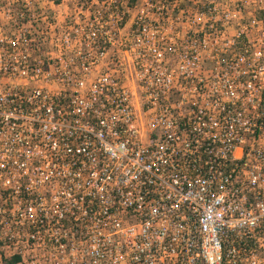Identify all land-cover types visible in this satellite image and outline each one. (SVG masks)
<instances>
[{
	"label": "built area",
	"instance_id": "obj_1",
	"mask_svg": "<svg viewBox=\"0 0 264 264\" xmlns=\"http://www.w3.org/2000/svg\"><path fill=\"white\" fill-rule=\"evenodd\" d=\"M49 4L0 5V251L264 264V0Z\"/></svg>",
	"mask_w": 264,
	"mask_h": 264
},
{
	"label": "rangeland",
	"instance_id": "obj_2",
	"mask_svg": "<svg viewBox=\"0 0 264 264\" xmlns=\"http://www.w3.org/2000/svg\"><path fill=\"white\" fill-rule=\"evenodd\" d=\"M3 0H0V5H1V2H2ZM51 0H43V6L45 7L43 10H44V16L45 17H47L48 19H50V18H52V16L54 15V16H56V14H54L55 13V11H57V10H51V8H50V4H49V2H50ZM257 1V0H256ZM62 11V10H61ZM1 12H3L2 10H0V13ZM2 17H4V15H2ZM0 264H1V261H0Z\"/></svg>",
	"mask_w": 264,
	"mask_h": 264
},
{
	"label": "trees",
	"instance_id": "obj_3",
	"mask_svg": "<svg viewBox=\"0 0 264 264\" xmlns=\"http://www.w3.org/2000/svg\"><path fill=\"white\" fill-rule=\"evenodd\" d=\"M19 260L17 255L6 256L4 252L0 251L1 264H16Z\"/></svg>",
	"mask_w": 264,
	"mask_h": 264
}]
</instances>
